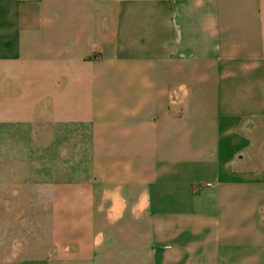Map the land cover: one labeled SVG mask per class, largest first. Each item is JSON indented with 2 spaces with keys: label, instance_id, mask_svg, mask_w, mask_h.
Returning a JSON list of instances; mask_svg holds the SVG:
<instances>
[{
  "label": "crops",
  "instance_id": "0c3cea01",
  "mask_svg": "<svg viewBox=\"0 0 264 264\" xmlns=\"http://www.w3.org/2000/svg\"><path fill=\"white\" fill-rule=\"evenodd\" d=\"M0 264H264V0H0Z\"/></svg>",
  "mask_w": 264,
  "mask_h": 264
},
{
  "label": "built area",
  "instance_id": "2783aa9c",
  "mask_svg": "<svg viewBox=\"0 0 264 264\" xmlns=\"http://www.w3.org/2000/svg\"><path fill=\"white\" fill-rule=\"evenodd\" d=\"M20 1H25V0H20Z\"/></svg>",
  "mask_w": 264,
  "mask_h": 264
}]
</instances>
